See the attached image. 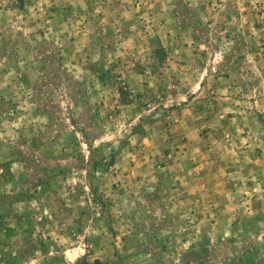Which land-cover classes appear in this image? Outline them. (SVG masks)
Here are the masks:
<instances>
[{
  "label": "rangeland",
  "instance_id": "obj_1",
  "mask_svg": "<svg viewBox=\"0 0 264 264\" xmlns=\"http://www.w3.org/2000/svg\"><path fill=\"white\" fill-rule=\"evenodd\" d=\"M264 264V0H0V264Z\"/></svg>",
  "mask_w": 264,
  "mask_h": 264
},
{
  "label": "trees",
  "instance_id": "obj_2",
  "mask_svg": "<svg viewBox=\"0 0 264 264\" xmlns=\"http://www.w3.org/2000/svg\"><path fill=\"white\" fill-rule=\"evenodd\" d=\"M76 264H101V262L97 259L93 262H88L86 260H79Z\"/></svg>",
  "mask_w": 264,
  "mask_h": 264
}]
</instances>
